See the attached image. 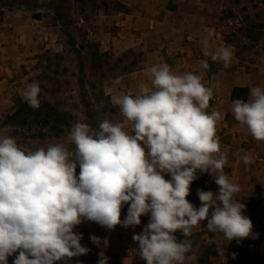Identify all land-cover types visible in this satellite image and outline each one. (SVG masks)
<instances>
[{
  "label": "clouds",
  "instance_id": "clouds-1",
  "mask_svg": "<svg viewBox=\"0 0 264 264\" xmlns=\"http://www.w3.org/2000/svg\"><path fill=\"white\" fill-rule=\"evenodd\" d=\"M200 45L207 58L200 61L202 68L209 67V59L231 66V46L213 49L207 38ZM150 74L151 91L113 97L124 121L105 118L98 128L74 123L69 133L74 148L50 143L32 149L0 135V264L16 253L13 264L67 262L90 251L75 231L81 223L134 228L148 214L142 232L133 235L146 264H194L197 256L187 237L205 220L208 231L227 241L255 238L246 205L236 199L240 186L224 171L228 151L217 134L223 117L209 111L213 89L202 76L177 73L167 63L152 65ZM40 93L33 81L21 96L35 109ZM231 112L253 139L264 141V88L251 87L247 101L232 100ZM242 160L246 166L254 162L248 153ZM198 172L212 176L219 192L197 189V208L187 197ZM90 239L97 246L102 242L96 235ZM103 244L98 264L108 261L107 237Z\"/></svg>",
  "mask_w": 264,
  "mask_h": 264
},
{
  "label": "rangeland",
  "instance_id": "rangeland-1",
  "mask_svg": "<svg viewBox=\"0 0 264 264\" xmlns=\"http://www.w3.org/2000/svg\"><path fill=\"white\" fill-rule=\"evenodd\" d=\"M161 3L165 10L179 11L175 35L183 44L199 50L201 39L207 38L211 46H231L239 65L243 62L251 71L264 74V0ZM139 4V0H0V135L13 136L21 146L32 149L50 143H65L71 149L74 144L69 133L74 123L82 121L98 128L105 118L124 121L112 99L141 94L132 75L141 67L144 53L138 47L115 48L119 40L130 43L135 38L136 29L126 14ZM151 4L153 11L158 9ZM208 63L209 71L215 68L210 59ZM33 81L41 88L39 108L30 113L24 108L13 120L10 116L24 101L23 89ZM126 124L131 130V122ZM76 172L79 174V166ZM197 177L187 199L198 208L197 189L206 191L212 182L208 173L198 172ZM257 198L264 205V194ZM128 207L124 205L121 215L126 216ZM149 216L142 215L141 224L131 228L132 235L142 232ZM92 223L85 221L76 227L82 233L81 243L92 234ZM206 226L207 220L200 222L187 237L197 256L194 264H264L259 252L264 247L255 243L257 238L248 245L251 255L246 260L236 256L235 239L227 241L222 233L210 232ZM119 234L117 226L109 233L107 264H146L137 255L138 244L132 235L123 238ZM175 235L184 239L179 231ZM17 254L8 257V264H13ZM92 256L99 259L98 253ZM79 262L89 264L84 259Z\"/></svg>",
  "mask_w": 264,
  "mask_h": 264
},
{
  "label": "crops",
  "instance_id": "crops-1",
  "mask_svg": "<svg viewBox=\"0 0 264 264\" xmlns=\"http://www.w3.org/2000/svg\"><path fill=\"white\" fill-rule=\"evenodd\" d=\"M139 1L141 4L136 5L131 13L126 14V16L130 17V22L128 23L132 25L133 29H136L134 31L135 38L131 39L130 43L119 40L116 42L115 48L122 50L129 47H138L144 53L141 67L136 72H133L132 75L135 78V89H138L139 93L151 91L152 78L150 68L152 65L163 63H167L177 73L193 72L202 76L203 83L213 89L214 99L210 101L209 111H219L223 117L217 134L221 139L222 150L227 149L228 151V164L225 166L224 171L231 180L239 184L241 191L236 194V199L241 200L246 205L244 215L248 216L253 223L252 231L255 238H257L255 243L264 247V227L260 228V225L264 223V205L260 204L257 198L259 195L264 194V141L253 139L246 126L242 127L231 112L232 88L247 87L248 94L244 99L247 101L251 87L259 86L264 88V74L261 75L254 70L251 71V68L243 66V62H240L239 65L238 58L235 56L231 66L228 68H224L222 62H213L215 68L211 69V71L208 68H202L200 61L206 59V57L203 56L201 47L199 50H193L189 45L183 44L180 41V37L175 35L177 30L176 17L179 11L165 10L163 3H161L162 0ZM151 3L159 6L158 9L153 11L150 6L154 4ZM217 46L223 45L213 43L212 48L214 49ZM126 80H129L128 76ZM245 153L250 154L254 159V162L247 166L242 160ZM213 179L211 176L212 183L206 191L211 190L214 193H218L219 186L213 183ZM193 191L191 189L190 192L193 193ZM121 217L123 218L124 216L121 215ZM81 224L84 225V222ZM90 227L92 234L89 237H85L86 240L81 244L93 250L87 254L71 258L69 264L76 263L82 259L89 264H98L99 259L95 260L92 255L93 253H99V249L105 246L102 243L103 239L105 237L108 240L110 239L109 233L111 230L102 227L96 222H93ZM117 227L120 232L119 236L127 238L132 235V227L126 228L122 225H117ZM92 235L101 238L102 242L99 246L92 243L90 239ZM253 239L250 236L239 242L235 240L236 256H242L247 260L248 256L250 257L251 255L248 253V245L255 241ZM259 252L264 257V252L261 249Z\"/></svg>",
  "mask_w": 264,
  "mask_h": 264
},
{
  "label": "trees",
  "instance_id": "trees-1",
  "mask_svg": "<svg viewBox=\"0 0 264 264\" xmlns=\"http://www.w3.org/2000/svg\"><path fill=\"white\" fill-rule=\"evenodd\" d=\"M79 69L82 70V66H79ZM248 94V88L247 87H233L232 91H231V100L234 99H245L247 97ZM29 108V113L32 111V107H30L26 102L22 101L19 103V106L17 107V109L14 111V113H12V115L10 116V118H12L13 120L17 118L18 114L21 116V112L22 110H24V108ZM33 113V112H32ZM39 117L41 116L40 114L38 115ZM39 117H37V121L40 119Z\"/></svg>",
  "mask_w": 264,
  "mask_h": 264
},
{
  "label": "built area",
  "instance_id": "built-area-1",
  "mask_svg": "<svg viewBox=\"0 0 264 264\" xmlns=\"http://www.w3.org/2000/svg\"><path fill=\"white\" fill-rule=\"evenodd\" d=\"M213 183L216 184V183L214 182V179H213Z\"/></svg>",
  "mask_w": 264,
  "mask_h": 264
}]
</instances>
